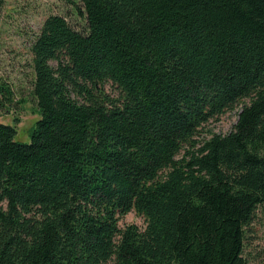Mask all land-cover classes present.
Masks as SVG:
<instances>
[{"label":"trees","instance_id":"16d2710c","mask_svg":"<svg viewBox=\"0 0 264 264\" xmlns=\"http://www.w3.org/2000/svg\"><path fill=\"white\" fill-rule=\"evenodd\" d=\"M64 1L87 29L50 14L31 42L30 141L0 122V264H247L264 208V0ZM132 210L144 227L119 226Z\"/></svg>","mask_w":264,"mask_h":264},{"label":"rangeland","instance_id":"374dc122","mask_svg":"<svg viewBox=\"0 0 264 264\" xmlns=\"http://www.w3.org/2000/svg\"><path fill=\"white\" fill-rule=\"evenodd\" d=\"M80 10V3L75 6L64 0H3L0 6V86L7 90L0 91V122L16 125L14 139L18 142L30 141V127L39 118L32 94L30 44L50 14L64 16L74 29L85 32L87 21ZM105 90L115 95L114 87L106 85ZM241 108L242 105L205 123L199 139L211 133H227L236 123ZM132 223L141 228L145 225L144 218L133 210L119 220L121 227ZM244 257L247 264H264V208L257 210L245 242Z\"/></svg>","mask_w":264,"mask_h":264}]
</instances>
